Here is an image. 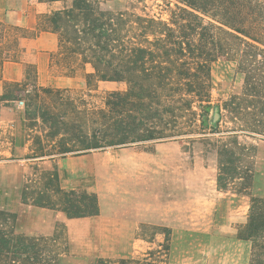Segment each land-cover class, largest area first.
<instances>
[{
	"label": "trees",
	"instance_id": "obj_1",
	"mask_svg": "<svg viewBox=\"0 0 264 264\" xmlns=\"http://www.w3.org/2000/svg\"><path fill=\"white\" fill-rule=\"evenodd\" d=\"M56 1L65 0H39ZM107 1L73 0L41 13L35 31L0 21V75L6 61L20 59L21 36L48 31L58 36L55 63L69 76L83 71L87 95L100 83L125 84L107 90L102 107H91L85 99L79 107L72 99H60L64 89L37 86L36 69L27 65L37 99L27 104V127L38 126L40 119L46 132L34 136L35 150L26 158L57 160L212 134L218 137L219 189L247 191L254 185L256 146L240 139H264V0H154L166 6L167 18L149 13L147 0H133L119 11L105 9ZM221 57L235 63L241 86L215 101L212 70ZM27 84L5 82L0 109L17 100L15 92ZM42 95L60 101L59 109L43 101L39 105ZM33 168L22 190L24 204L58 210L69 219L100 214L96 193L63 188L57 167ZM17 223L16 212L0 210V264H60L69 252L65 225L43 236L19 231ZM164 232L168 255L171 232ZM235 238L251 242L248 264H264V196L252 195L247 221ZM156 252L101 258L98 264H168L155 258Z\"/></svg>",
	"mask_w": 264,
	"mask_h": 264
},
{
	"label": "rangeland",
	"instance_id": "obj_2",
	"mask_svg": "<svg viewBox=\"0 0 264 264\" xmlns=\"http://www.w3.org/2000/svg\"><path fill=\"white\" fill-rule=\"evenodd\" d=\"M72 1L67 0L65 6L71 5ZM131 1L110 0L103 7L119 11ZM145 4L149 13L167 18L162 1L147 0ZM53 67L58 74L69 76V71L60 64L55 63ZM78 73L85 79L83 71ZM212 74L215 101L226 99L241 86L235 63L224 57L214 63ZM27 82V85H33L34 79L30 77ZM21 88L15 92L18 97L14 101L26 114L27 104L37 100L33 97L35 86ZM124 88V83H100L99 90L90 95H87V88H68L64 89L60 99H72L79 107H82L81 100L85 99L91 107H102L107 90ZM42 96L38 98L39 105L43 101L59 109L60 101ZM20 100L24 105H20ZM38 124L27 127L31 145L35 135L46 132L40 119ZM217 138L212 134L194 135L148 144L147 148L95 151L82 157L81 169L76 175L68 172L66 180L75 181L77 190H88L104 199L102 214L85 220H67L61 211L48 208L38 211L21 205L25 209L21 215L7 209L4 204H15L20 191L22 198L23 189L19 182L23 172L26 170L28 176H32L33 166L37 163L24 169V162L6 161L0 167V188H5L8 194L3 195L0 191V210L16 212L18 230L28 235L50 236L57 226L61 229L59 225H65L69 252L60 264H98L101 258H139L152 250H157L155 258L168 264H248L251 242L238 240L235 236L239 226L247 221L252 195L264 196V139L241 137V141L256 146L252 160L255 180L247 191L236 193V186H232L234 191H223L218 187ZM50 166L40 164L39 167L43 171L46 168L53 170ZM87 167L89 169L85 170ZM92 168L97 171H89ZM87 187H97V191ZM118 190L123 194L118 195ZM164 228L171 232L168 255L162 247Z\"/></svg>",
	"mask_w": 264,
	"mask_h": 264
},
{
	"label": "crops",
	"instance_id": "obj_3",
	"mask_svg": "<svg viewBox=\"0 0 264 264\" xmlns=\"http://www.w3.org/2000/svg\"><path fill=\"white\" fill-rule=\"evenodd\" d=\"M65 1H56L53 3H42L39 0H0V21L6 22L28 31H35L37 28L38 15L48 12L52 9H59L65 7ZM19 45L21 47V55L18 61H6L1 69L0 75V95L5 92V82H15L23 84L27 81V65H33L37 72L36 84L39 87H52L60 89L68 88H87L86 80L83 76L79 77L80 73L76 76H66L58 74L54 70L55 61L54 55L59 50L58 36L53 32L42 31L36 36H21L19 38ZM82 75V74H81ZM27 86H35L27 85ZM27 119L25 111L19 109L15 105V101H7L1 106L0 109V167L6 161L24 162V169L26 166L34 164H50L51 168H58L61 184L63 188L76 189L78 186L73 180H66V175L74 173L75 175L81 169L79 162L82 157L90 156L82 155L77 157H68L57 160L51 159H38L32 160L26 158L32 154L35 147L31 145L30 135H27ZM21 148V149H20ZM14 157L15 159H12ZM39 161V162H38ZM49 168V169H51ZM80 168V169H79ZM27 169V168H26ZM89 168H85L88 170ZM48 170V168H46ZM89 171L96 172V168ZM25 170L22 174V179L19 182V187L23 189L25 178L28 176ZM29 177V176H28ZM73 181V182H72ZM84 187V186H83ZM90 190H96L97 187H87ZM3 195H7L5 188H0ZM123 191L118 190L117 194L121 195ZM2 195V196H3ZM20 195V196H19ZM21 191L17 194L16 203L11 204L6 202L4 206L7 209L20 212L23 210L21 207H33L38 211L45 209L41 207L27 205L21 202ZM100 213L104 210V199L100 195ZM22 205V206H21ZM13 206V207H12ZM64 214V213H63ZM100 214V215H101ZM98 215V216H100ZM66 217V215H64ZM67 218V217H66ZM92 218V217H90ZM87 218H75L67 220H85Z\"/></svg>",
	"mask_w": 264,
	"mask_h": 264
},
{
	"label": "built area",
	"instance_id": "obj_4",
	"mask_svg": "<svg viewBox=\"0 0 264 264\" xmlns=\"http://www.w3.org/2000/svg\"><path fill=\"white\" fill-rule=\"evenodd\" d=\"M19 103H20V105H24V101L23 100H20Z\"/></svg>",
	"mask_w": 264,
	"mask_h": 264
},
{
	"label": "water",
	"instance_id": "obj_5",
	"mask_svg": "<svg viewBox=\"0 0 264 264\" xmlns=\"http://www.w3.org/2000/svg\"><path fill=\"white\" fill-rule=\"evenodd\" d=\"M217 116H218V115H217V114H215V118H217Z\"/></svg>",
	"mask_w": 264,
	"mask_h": 264
}]
</instances>
